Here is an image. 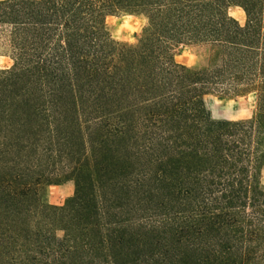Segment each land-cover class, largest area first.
Listing matches in <instances>:
<instances>
[{"label": "trees", "instance_id": "1", "mask_svg": "<svg viewBox=\"0 0 264 264\" xmlns=\"http://www.w3.org/2000/svg\"><path fill=\"white\" fill-rule=\"evenodd\" d=\"M0 49V264H264V0H0ZM207 94L255 111L214 120Z\"/></svg>", "mask_w": 264, "mask_h": 264}, {"label": "rangeland", "instance_id": "2", "mask_svg": "<svg viewBox=\"0 0 264 264\" xmlns=\"http://www.w3.org/2000/svg\"><path fill=\"white\" fill-rule=\"evenodd\" d=\"M229 14L240 23L244 15L238 7H230ZM106 28L111 39L118 44H133L140 36L144 19L138 15L121 13L106 18ZM175 62L189 67H200L207 64L209 49L205 45L179 43L172 51ZM11 65V59L0 49V68ZM204 105L214 120H240L249 118L255 111L256 103L253 95L242 97H223L217 94H207ZM259 184L264 188V164L260 169ZM73 182L63 180L44 186L46 201L52 205H61L73 193Z\"/></svg>", "mask_w": 264, "mask_h": 264}]
</instances>
